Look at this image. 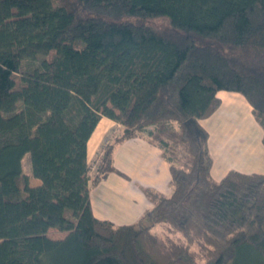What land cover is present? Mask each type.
<instances>
[{"label":"trees","instance_id":"16d2710c","mask_svg":"<svg viewBox=\"0 0 264 264\" xmlns=\"http://www.w3.org/2000/svg\"><path fill=\"white\" fill-rule=\"evenodd\" d=\"M219 90L245 97L264 149V0H0V264H264V173L211 177L200 120ZM102 116L122 128L90 174ZM137 136L161 150L172 191L146 190L143 216L114 224L89 185L122 173L114 147Z\"/></svg>","mask_w":264,"mask_h":264},{"label":"crops","instance_id":"0c3cea01","mask_svg":"<svg viewBox=\"0 0 264 264\" xmlns=\"http://www.w3.org/2000/svg\"><path fill=\"white\" fill-rule=\"evenodd\" d=\"M216 96L220 99L219 106L200 120L209 133L208 148L213 160L211 177L219 180L230 169L264 173L262 129L260 127L256 131L254 123L257 121L251 105L239 92L219 90ZM121 128L111 118L102 116L99 119L86 145L90 174L104 146ZM112 162L122 173L107 172L96 184L89 185L91 210L94 216L114 224L136 222L152 205L146 190L167 194L171 184L168 163L161 156V150L144 136L117 143ZM106 181H110L112 186L96 191Z\"/></svg>","mask_w":264,"mask_h":264},{"label":"rangeland","instance_id":"374dc122","mask_svg":"<svg viewBox=\"0 0 264 264\" xmlns=\"http://www.w3.org/2000/svg\"><path fill=\"white\" fill-rule=\"evenodd\" d=\"M149 23H151V25H153L155 27L167 26L166 19L162 18V17L150 19ZM254 124L256 126V131L258 132V129H260V126H258L257 123H254ZM254 131H255V127H254ZM21 168L25 174L29 175V184L30 185L34 186V185H37L39 183V180L31 175L30 154L28 152L22 156ZM107 186L108 187L112 186L110 181H108V183L106 181L105 183L100 185V187H98L96 189V191L97 190L103 191V189L106 188ZM171 191H172V185L170 184L169 190L166 192L167 194H165V195H169L171 193ZM144 222L147 223L148 221L144 220ZM148 224L150 225L151 231H153L155 234H157L161 237H170L174 240H178V239H180L182 241L185 240L184 236L182 235V233L180 231L174 229L170 224H168L166 222H155V223L149 222ZM65 234H66V232L59 231L55 228H51L47 232V235L52 237V238H61Z\"/></svg>","mask_w":264,"mask_h":264}]
</instances>
